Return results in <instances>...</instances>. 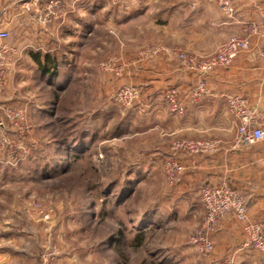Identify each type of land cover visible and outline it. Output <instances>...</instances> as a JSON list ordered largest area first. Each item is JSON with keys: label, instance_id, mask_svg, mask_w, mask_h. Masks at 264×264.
Here are the masks:
<instances>
[{"label": "crops", "instance_id": "0c3cea01", "mask_svg": "<svg viewBox=\"0 0 264 264\" xmlns=\"http://www.w3.org/2000/svg\"><path fill=\"white\" fill-rule=\"evenodd\" d=\"M24 1L0 0V25L10 30V43L18 50L10 57L11 74L0 94V102L22 104L28 109L27 144H34V152L49 146L52 140L41 141V117L69 118L77 128L83 127L87 110L102 109L108 115L105 104L113 102L114 89L121 83L133 84L141 93L139 110L125 116L129 127L144 144L136 150L154 151L142 161L154 158L161 163L165 156L175 155L186 166L177 190L184 199L189 200L196 194L200 203L198 190L202 185L227 181L247 196L249 217L264 222V140L237 144L239 119L229 108L230 97L245 98L264 126V59L260 56L264 49V31L263 28L259 34L246 31L251 23L262 27L264 0H233V16L223 13L217 0H60L56 15L48 16L46 7L53 0L41 1L31 9L23 7ZM135 20L150 22L147 25L151 30L143 26L140 35L127 43L121 56L123 63L152 43L178 47L188 54H209L229 37L243 35L249 37L250 47L229 66L205 74L209 93L196 99L190 95V89L202 73L186 67L166 51L153 58L128 62L122 76L99 69L97 48L93 46L99 22L123 28ZM55 62L59 72L51 77L47 69ZM52 82L60 88V101L69 92L74 93L63 114L50 111L44 104L42 95L49 93ZM171 87L180 91L186 107L183 114L169 111L165 103L164 94ZM60 101L55 104L60 106ZM85 103H89L88 108ZM89 114L92 118L93 113ZM46 120L44 126H48ZM184 138L214 139L219 146L207 154L181 153L175 150L174 143ZM132 150L128 155L136 159L138 153ZM137 160L140 161V155ZM137 160L133 161L136 167ZM29 163L27 159L21 164L26 167ZM137 171L147 173L141 168ZM190 202L186 210L199 213L203 220L201 204L194 207ZM7 228L8 221L0 224V264H36L33 256L21 252L19 247L23 243L19 236ZM246 238L243 223L233 213L226 215L213 233L215 248L203 263L264 264V252L245 246Z\"/></svg>", "mask_w": 264, "mask_h": 264}, {"label": "rangeland", "instance_id": "374dc122", "mask_svg": "<svg viewBox=\"0 0 264 264\" xmlns=\"http://www.w3.org/2000/svg\"><path fill=\"white\" fill-rule=\"evenodd\" d=\"M148 23L135 20L127 24L129 26L120 28L116 24L99 22L98 34L93 38L99 69L122 76L127 63L133 60L153 58L163 51L174 56L170 51L173 49L185 51L152 43L123 63L121 56L125 54L127 43L140 35L143 26L150 31ZM154 49L160 51L155 53ZM192 55L201 58L207 54ZM54 56L59 60L58 55ZM124 86H133L138 90V97L131 105L123 106L116 100L118 91ZM173 88L177 87L168 88L164 94L168 109L165 97ZM44 94V104L50 111L57 110L59 114L66 111V103L69 104L70 97L74 96L71 91L65 100L60 101L55 86ZM140 97L136 85L121 83L114 89L113 102L105 104L108 115L102 109L98 112H87L85 109L88 118L84 119L83 128L94 131L97 145L91 147L87 156L72 160L69 169L59 173L60 176L49 172L53 169L62 172L68 156L63 145H55L57 136L67 137L63 130L64 120L58 119V116L47 120L40 118V128L43 129L40 131L43 132L41 141L52 140L41 154L37 150L32 153L28 166L24 167L21 163L11 166L8 161L12 151L8 148L0 151V224L8 221L7 229L18 235L23 243L19 247L21 252L33 256L36 264H204L207 254L198 252L190 242L191 236L202 226V215L186 210L190 201L194 207L200 206L201 202H197L196 194L189 200L178 194L183 175L174 183L165 175L164 168L169 159L182 162L175 155L165 156L161 163L154 158L145 162L142 158L146 159L154 151L142 150L139 153L136 150L144 144L129 127L130 122L125 115L128 112L138 113ZM59 101L60 106L55 104ZM8 104L13 105L7 101L0 102V106ZM84 106L89 107V103ZM18 107L23 106L19 104ZM45 120L48 126H44ZM8 133L15 135L12 130ZM128 135L131 138H126ZM133 135L135 138H132ZM123 147H127V151ZM133 148L138 153L136 159L128 155ZM139 155L140 161L137 160ZM135 160L139 163L137 167L133 166ZM48 161L50 164H47ZM134 167L136 171L130 175L129 171ZM138 168L147 173L138 172ZM123 191L126 194L119 199ZM38 203L50 212L48 220L42 218L36 206Z\"/></svg>", "mask_w": 264, "mask_h": 264}, {"label": "built area", "instance_id": "2783aa9c", "mask_svg": "<svg viewBox=\"0 0 264 264\" xmlns=\"http://www.w3.org/2000/svg\"><path fill=\"white\" fill-rule=\"evenodd\" d=\"M47 0H25L23 7L31 9L38 7L39 3ZM220 9L228 16H233L235 6L233 0H217ZM60 0H53L47 4L46 16L55 14ZM263 25L251 23L246 31L249 34H259L264 31V9L261 10ZM10 30L0 25V94L5 89L10 77V57L16 55L18 50L10 43ZM250 47V39L243 35H233L221 43L213 52L198 58L185 51L170 50L191 69L202 73L195 86L190 90V95L196 99L209 93L205 74L218 67H227L243 51ZM158 53L159 49H154ZM264 59V49L260 52ZM106 66V65H105ZM109 68V65L106 66ZM204 75V76H203ZM138 90L133 86L120 88L116 100L123 106L131 105L138 97ZM169 110L176 114H183L186 110L181 99L180 91L173 88L166 95ZM230 110L238 117L236 143L252 144L264 140V126L260 122L258 113L248 107L243 97L233 96L229 99ZM12 130L15 135H9ZM28 135V109L13 105L0 106V151L8 148L12 155L8 161L11 166H16L30 158L35 147L27 144ZM218 141L214 139L184 138L174 143L175 150L188 151L191 154H207L217 150ZM165 175L170 182H176L186 170V166L175 159H169L165 164ZM198 197L202 204L204 216L202 226L194 233L190 242L202 254H209L214 250L212 233L218 228L220 221L228 214L233 213L243 223L247 236L245 246L264 252V223L252 220L249 217L248 199L244 192L230 185L227 181L216 184H204L198 191ZM43 219L48 220L51 215L39 203L36 204Z\"/></svg>", "mask_w": 264, "mask_h": 264}, {"label": "trees", "instance_id": "16d2710c", "mask_svg": "<svg viewBox=\"0 0 264 264\" xmlns=\"http://www.w3.org/2000/svg\"><path fill=\"white\" fill-rule=\"evenodd\" d=\"M58 66H59L58 63L55 62V63H53V66L51 69H49V68L47 69L51 73V75H50L51 77H55L58 74V72H59ZM45 72H46V69H45ZM51 85L55 86L57 92L59 93L60 88L58 87V84L55 82H52ZM62 120H64V123H63L64 124V128H63L64 134H67V137L65 135L57 136L55 139V145L56 144L57 145L59 144L60 146L63 145L64 148H66V150L68 151V156L65 160V164H64L65 167L63 168L62 172H56V169H53L51 171L48 170L49 172H52V174L54 173L53 176H56L59 173L60 174L65 173L69 169V165H70L72 160L76 161V159L87 156V154H89V152L92 150L91 147L92 146L94 147L97 145V142L95 139L96 135L94 133H92V131L90 129H88V128L84 129L83 127L77 128L74 124L73 119L63 118ZM46 148H48V146L39 147V148H37V152L39 151L41 154V152L43 150H45ZM47 164H50V162ZM133 166H135V165H133ZM44 169H46V168H44ZM134 171H136L135 167L129 171V174L131 175V173ZM52 174H50V175H52ZM60 174L58 176H60ZM45 176L49 177L48 174H46ZM131 192H133V191H130L129 193H131ZM125 194L126 193L123 191V194L120 195L119 199H121ZM129 196H127L126 199ZM117 205H119V203ZM150 220H152V219H150Z\"/></svg>", "mask_w": 264, "mask_h": 264}]
</instances>
